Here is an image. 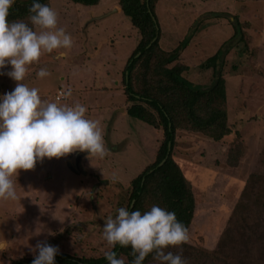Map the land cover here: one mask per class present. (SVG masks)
Listing matches in <instances>:
<instances>
[{
    "label": "rangeland",
    "instance_id": "1",
    "mask_svg": "<svg viewBox=\"0 0 264 264\" xmlns=\"http://www.w3.org/2000/svg\"><path fill=\"white\" fill-rule=\"evenodd\" d=\"M112 3L100 0V7L85 11L69 0H50L58 27L71 35L73 46L62 57L43 54L23 82L38 88L45 102L86 106V116L99 121L107 154L75 152L19 170L13 177L17 199L0 200V241L6 249L0 264L34 257L31 249L45 240L76 259L103 257L113 250L102 238L105 217L119 207L129 209L132 179L155 160L163 130L127 115L131 103L125 102L121 82L139 35ZM155 19L160 38L155 53L141 59L132 73L135 91L179 110L188 95L180 79L198 91L219 78L224 83L228 133L212 140L198 131H175L172 157L191 180L195 200L187 242L195 251L184 258L187 264H264V197L258 207L251 200L237 221L233 217L251 175L264 177V0H158ZM41 68L50 75L37 77ZM15 83L0 75V94ZM260 190L264 193V183ZM155 202L148 198L141 207ZM251 225L254 241L249 243ZM225 230L231 249L214 250ZM244 244L248 259L241 254ZM117 254L131 264L130 252ZM144 264H155L151 255Z\"/></svg>",
    "mask_w": 264,
    "mask_h": 264
},
{
    "label": "clouds",
    "instance_id": "2",
    "mask_svg": "<svg viewBox=\"0 0 264 264\" xmlns=\"http://www.w3.org/2000/svg\"><path fill=\"white\" fill-rule=\"evenodd\" d=\"M15 0H0V70L10 66L7 75L15 87L0 94V200H16L13 177L19 170H30L45 158L66 157L75 152L104 158V145L99 121L86 116V106L60 105L45 102L39 89L23 81L29 67L46 53L67 55L73 39L63 27H58V15L49 5L32 0L25 20L9 21V10ZM46 68L37 72L45 78ZM69 92L66 95H70ZM54 235V233H49ZM102 238L109 249L117 246L131 249V264H143L152 256L155 264H187L179 251L189 240L185 224L177 220L174 211L153 205L145 212L119 207L114 216L105 217ZM176 248L178 251L167 250ZM6 250L0 241V252ZM31 264H56L60 248L45 241H37L31 249ZM108 264H125L113 251H105Z\"/></svg>",
    "mask_w": 264,
    "mask_h": 264
},
{
    "label": "trees",
    "instance_id": "3",
    "mask_svg": "<svg viewBox=\"0 0 264 264\" xmlns=\"http://www.w3.org/2000/svg\"><path fill=\"white\" fill-rule=\"evenodd\" d=\"M69 1L81 5L80 7L85 9V11L88 10V7L93 9L100 7L98 6L100 0ZM39 2L50 5V0H39ZM157 2L158 0H113L111 4L118 6L119 12L130 20L131 25L136 29L139 35L136 47L127 59L121 74V81L126 95L125 102L131 103L128 105L126 113L150 125L152 128L161 127L163 130V140L155 160L146 165L131 181L133 187L129 198L131 204L128 210L147 211L150 207H141V204L148 198H154L156 201L155 203L161 208L174 211L177 220L181 221L188 228L195 213V200L191 189V180L185 176L181 167L172 157V149L175 143V131L177 129L198 131L208 135L207 137L212 140H219L224 134L228 133L229 130L226 125V112L224 109V83L223 80L219 78L210 88L199 89L198 91L194 89L188 81L180 79L178 74L173 75L180 79V84L184 85V88L188 92L187 99H181L180 101L182 102L184 100L186 104H182L179 110H170L171 107L168 105L166 106L164 102L162 103L160 98L149 96L147 93L144 94L139 90H134V85L137 83L132 73H134V69L138 67V63L141 59L149 53H155L160 38V30L155 19V6ZM31 3L32 0H25L24 2L16 0L9 10L8 20H26L29 15L28 8L31 6ZM237 27H239L238 23ZM179 50L180 49H174L175 52H179ZM137 52H140V55L136 57L135 54ZM211 59L215 60V57ZM138 89H141V87ZM142 100L146 102L147 106H144L143 103L140 102ZM153 111L156 112L157 116L152 114ZM263 183L264 177H261L259 174L251 175L250 181L247 183L243 192H241L235 204L236 212L233 216L235 217V221H237L236 219H240L238 216L247 209V205L251 200H255L254 206L258 207V202L262 201L261 199L264 197L263 191L260 190ZM254 186L259 187L258 194L250 195ZM251 213L253 214V212ZM253 225L248 228L249 234L246 241L248 240L249 243L252 242V240L254 241V237L251 233ZM227 237L228 230L227 232L225 230L219 238V242H217L214 250L222 251L226 245H228V249H231L233 243L227 241ZM244 245L245 252L241 253L238 251V253H241L243 258L248 259V257H250V250L246 244ZM167 250L173 251L174 253L178 251L176 248ZM113 251L116 253H127L131 252V249L130 247L123 248L117 246ZM179 251L183 257H187L190 256L191 253H194L195 249L185 243L180 246ZM214 253L216 252H213V254ZM33 258L34 257H25L17 259L10 264H31ZM55 259L56 264H108L104 256L99 258L76 259L70 255L60 253ZM146 260L147 257L143 264ZM261 261H263L262 258Z\"/></svg>",
    "mask_w": 264,
    "mask_h": 264
},
{
    "label": "crops",
    "instance_id": "4",
    "mask_svg": "<svg viewBox=\"0 0 264 264\" xmlns=\"http://www.w3.org/2000/svg\"><path fill=\"white\" fill-rule=\"evenodd\" d=\"M149 46V45H148ZM147 46V47H148ZM136 47V45L135 46H133V48H132V50H131V52L134 50V48ZM131 54V53H130ZM140 55V52H137L136 54H135V56L137 57V56H139ZM130 56V55H129ZM129 56L127 57V59L129 58ZM120 81H118L117 82V84L119 83ZM122 82V81H121ZM123 84V83H122Z\"/></svg>",
    "mask_w": 264,
    "mask_h": 264
},
{
    "label": "flooded vegetation",
    "instance_id": "5",
    "mask_svg": "<svg viewBox=\"0 0 264 264\" xmlns=\"http://www.w3.org/2000/svg\"><path fill=\"white\" fill-rule=\"evenodd\" d=\"M122 88H124V87H122ZM123 92H124V89H123ZM137 119V118H136ZM80 166H82V165H80V164H77V167H78V170H80L81 171V169H80ZM82 172V171H81Z\"/></svg>",
    "mask_w": 264,
    "mask_h": 264
},
{
    "label": "water",
    "instance_id": "6",
    "mask_svg": "<svg viewBox=\"0 0 264 264\" xmlns=\"http://www.w3.org/2000/svg\"><path fill=\"white\" fill-rule=\"evenodd\" d=\"M114 11H115V9H114Z\"/></svg>",
    "mask_w": 264,
    "mask_h": 264
}]
</instances>
